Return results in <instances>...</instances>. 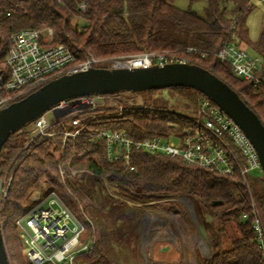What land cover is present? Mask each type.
Segmentation results:
<instances>
[{
    "label": "trees",
    "instance_id": "obj_1",
    "mask_svg": "<svg viewBox=\"0 0 264 264\" xmlns=\"http://www.w3.org/2000/svg\"><path fill=\"white\" fill-rule=\"evenodd\" d=\"M229 3L233 5L231 11ZM250 8L249 0H207L204 15L200 16L177 7L175 0H0V70L7 69L5 59L12 34L52 28V45H67L79 61L144 52L188 57L228 83L264 123V85L234 76L231 66L220 62L216 55L230 40L235 24L242 42L261 57L257 75L264 79V34L255 43L240 34L245 32L242 22ZM76 18L83 21L81 29L74 24ZM189 48H197L206 57L189 52ZM170 90L189 96L191 103L183 104V108L191 116L168 112L156 105L154 101L162 90H151L146 92L144 106L127 109L119 117L97 118L74 145L66 147L64 162L72 159V165L79 163L85 171L67 181L69 189L59 175V160L55 156L62 143L60 137H37L29 142V126L10 137L0 152V178L8 174L11 179L0 202L2 235L10 264H29L18 250L22 242L16 221L34 204L33 193L45 195L52 190L79 214L86 229L84 235L94 239L93 246L78 254L74 264L130 263L128 249L145 215L144 209L136 206L145 207L160 196L189 198L195 211L199 205L218 220L222 226L220 233L235 231L234 238L227 235L229 243L225 245L229 247L221 249L218 242L204 264H264V246L253 227L254 202L264 212V188H256L251 179L249 189L239 174L223 176L198 164L186 163L180 157L135 149L130 155L133 170L122 160L108 159L106 142L97 135L102 130H125L141 140L195 126L199 101L204 95L187 87ZM102 177L119 188L123 201L108 194ZM83 196L90 198L91 204L83 206ZM213 201L222 203L213 205Z\"/></svg>",
    "mask_w": 264,
    "mask_h": 264
},
{
    "label": "built area",
    "instance_id": "obj_2",
    "mask_svg": "<svg viewBox=\"0 0 264 264\" xmlns=\"http://www.w3.org/2000/svg\"><path fill=\"white\" fill-rule=\"evenodd\" d=\"M259 1L264 4V0ZM10 15L11 13H8V16ZM53 37L52 28L25 29L11 35V47L5 59L7 69L0 70V110L58 77L88 70L91 67L114 69L149 68L178 62L196 64L188 57L168 52H144L113 59L89 57L79 61L74 51L67 45H52ZM241 43L238 28L234 24L230 40L216 53L219 61L231 66L234 76L252 80L255 85H264V79L257 75L261 69V57L247 52L241 47ZM188 51L199 53L201 58L206 57V53L197 48H189ZM134 94L138 93L77 98L58 106L62 112L70 110L63 117L57 118L51 110L33 122L29 142L37 137L62 139L55 156L59 160V175L67 189H69L67 181L80 173L71 164L72 159L67 162L63 160L67 145L70 143L74 145L82 131L100 117L99 108L104 106L102 105L105 103L104 100L112 107L117 101L122 102L120 100L124 95ZM126 102L134 104L135 101L129 99ZM115 115L121 116L122 110ZM194 122L195 126L185 128L183 131H169L141 140L133 138L131 133L125 130H102L97 135L106 142L108 159L122 160L130 170L134 169L130 155L135 149L150 154L180 157L186 163L198 164L223 176L233 177L239 174L243 185L249 189L253 173L258 171L259 178L264 179L253 144L241 128L205 96L199 101L198 118ZM10 184L8 174L0 178V202L6 196ZM44 189L46 190V187ZM31 200L34 202L32 207L16 221L21 242L26 247L29 264H74L78 254L88 251L93 246L94 239L84 235L86 230L84 224L56 191H48L45 195L35 192ZM78 201L80 202L79 199ZM81 203L83 204L82 200ZM253 206L256 215L253 227L261 245L264 246L263 220L259 216L255 202Z\"/></svg>",
    "mask_w": 264,
    "mask_h": 264
},
{
    "label": "rangeland",
    "instance_id": "obj_3",
    "mask_svg": "<svg viewBox=\"0 0 264 264\" xmlns=\"http://www.w3.org/2000/svg\"><path fill=\"white\" fill-rule=\"evenodd\" d=\"M249 3H251L250 11L242 22L245 32L240 31V34L245 35L250 43H255L264 34V4L259 0H249ZM175 4L183 10L190 9L203 16L207 0H175ZM227 6L229 11L233 9L232 4L229 3ZM73 21L81 29L83 21L77 18ZM241 47L250 54H257L244 41ZM129 99L134 100V104H128L126 101ZM147 99L146 92L124 95L120 100L122 102L117 101V104L113 103L112 107L107 100H104L105 103L102 104L104 106L99 108L100 118L116 117L115 114L121 110L123 115L127 109L144 106ZM154 103L168 112L191 116V113L183 108V104L191 103L189 96L180 90L163 89ZM32 124L28 127L30 131H33ZM73 167H76L80 173L85 172L81 171L79 163H73ZM259 177L260 173L256 171L250 179L256 188L262 189L264 179L261 180ZM102 179L108 194L123 201L124 199L118 195L119 188L108 181L106 183L104 177ZM82 201L83 206L91 204L90 198L86 196H83ZM188 201L192 203L189 198L160 196L145 207L136 206L138 209H144L145 215L137 228L136 238L128 249L131 262L127 264H204V259L212 255V249L218 242L221 243L219 245L221 249L227 248L228 237L234 238L235 231L230 230V236L220 233L222 226L218 220L213 219L199 205H196L195 211L193 203L191 207ZM129 205L134 206L131 203ZM256 206L264 224V212L257 203ZM74 213L79 218V214ZM225 242H227L226 245ZM18 250L26 261L25 245L21 243Z\"/></svg>",
    "mask_w": 264,
    "mask_h": 264
},
{
    "label": "water",
    "instance_id": "obj_4",
    "mask_svg": "<svg viewBox=\"0 0 264 264\" xmlns=\"http://www.w3.org/2000/svg\"><path fill=\"white\" fill-rule=\"evenodd\" d=\"M175 87L195 89L214 102L253 144L264 173V123L228 83L194 63H169L149 68H99L58 77L24 98L0 110V152L13 134L21 132L45 113L57 118L63 102L87 96L140 93ZM192 207V203L188 201ZM222 201H213L219 205ZM0 264H10L0 222Z\"/></svg>",
    "mask_w": 264,
    "mask_h": 264
}]
</instances>
